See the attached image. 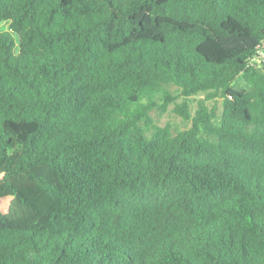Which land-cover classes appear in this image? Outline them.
I'll list each match as a JSON object with an SVG mask.
<instances>
[{
  "label": "trees",
  "instance_id": "1",
  "mask_svg": "<svg viewBox=\"0 0 264 264\" xmlns=\"http://www.w3.org/2000/svg\"><path fill=\"white\" fill-rule=\"evenodd\" d=\"M5 22L0 264H264V0H0ZM170 105L188 129L154 123Z\"/></svg>",
  "mask_w": 264,
  "mask_h": 264
},
{
  "label": "rangeland",
  "instance_id": "2",
  "mask_svg": "<svg viewBox=\"0 0 264 264\" xmlns=\"http://www.w3.org/2000/svg\"><path fill=\"white\" fill-rule=\"evenodd\" d=\"M7 28H8V24L6 22L0 25V30H6ZM239 85L240 86L243 85L242 81L240 80H239ZM169 89L171 91H174L173 87H169ZM201 99H202L201 95L195 96L191 99V102H190L191 114H193L196 108L197 101ZM176 102L177 103L180 102V99H178ZM206 105L208 107H212V106L215 107L217 114L220 113L221 108H222V102H221V99L219 98L206 102ZM172 107L173 105H170L168 107V110L165 113H160L157 110L151 111L150 116L152 117L154 123L162 127L169 126L173 134H175L178 131L188 129L190 127V122H185L180 117L170 112V109ZM0 210L3 213H7L9 210H11L13 216H19L23 214V212L17 206L13 205V199L11 197H7L5 199L0 200Z\"/></svg>",
  "mask_w": 264,
  "mask_h": 264
},
{
  "label": "built area",
  "instance_id": "3",
  "mask_svg": "<svg viewBox=\"0 0 264 264\" xmlns=\"http://www.w3.org/2000/svg\"><path fill=\"white\" fill-rule=\"evenodd\" d=\"M260 62L264 64V52L260 53Z\"/></svg>",
  "mask_w": 264,
  "mask_h": 264
}]
</instances>
